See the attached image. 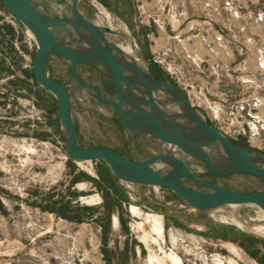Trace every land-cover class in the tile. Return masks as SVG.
<instances>
[{"label":"rangeland","instance_id":"374dc122","mask_svg":"<svg viewBox=\"0 0 264 264\" xmlns=\"http://www.w3.org/2000/svg\"><path fill=\"white\" fill-rule=\"evenodd\" d=\"M29 1L51 18L71 15L72 0ZM78 8L115 30L107 36L119 46L133 40L142 65L185 87L210 125L264 156V0H80ZM37 46L0 2V264H148L151 252L182 264H264V211L257 205L201 212L166 187L121 181L104 160H73L56 97L34 76ZM71 68L51 52L48 74L69 92L82 148H110L130 160L174 154L201 168L157 136L124 128L116 108L97 101ZM76 71L113 97L96 68L78 64ZM107 175L120 188L109 223ZM198 176L242 193L264 192V179L252 174ZM152 216L163 226L156 246L139 239Z\"/></svg>","mask_w":264,"mask_h":264},{"label":"water","instance_id":"95a60500","mask_svg":"<svg viewBox=\"0 0 264 264\" xmlns=\"http://www.w3.org/2000/svg\"><path fill=\"white\" fill-rule=\"evenodd\" d=\"M79 1L72 0L70 16L51 18L29 0H0L37 40L34 76L42 88L56 97L59 119L68 134L67 154L78 162L104 160L121 181L166 187L201 212L245 204L257 205L264 211V192L242 193L198 176L199 172L213 175L239 173L264 179V156L237 145L210 125L194 107L185 87L159 79L148 67L130 61L120 51V46L107 36L117 32L86 18L78 8ZM52 51L71 62V74L79 85L94 89L97 101L116 108L126 129L157 136L200 161L201 168L174 154L156 153L142 160H130L110 148H82L71 116L69 92L48 74ZM78 64L89 65L101 72L113 84L117 98H103L97 85L84 82L77 74ZM160 94L166 101L179 102L182 113L173 115L165 110L166 105L158 98ZM186 179L200 187L185 184Z\"/></svg>","mask_w":264,"mask_h":264},{"label":"bare ground","instance_id":"6f19581e","mask_svg":"<svg viewBox=\"0 0 264 264\" xmlns=\"http://www.w3.org/2000/svg\"><path fill=\"white\" fill-rule=\"evenodd\" d=\"M110 18V17H109ZM120 51L127 56V58L137 64H142V59L137 55L136 46L134 44L133 40L129 41V44L127 46L120 45ZM158 98L164 102L166 105L165 110L170 112L173 115H177L182 113V108L180 106L179 102L175 101H166V98L163 94L158 95ZM219 160V159H218ZM131 212L132 214H137L138 210L137 207L131 205ZM149 222H151V228L149 230H143V232L140 234L139 239L142 241L145 245H158V243L161 241L162 233H163V226L162 222L159 216H152L151 218L147 219ZM166 261L169 262V264H182L179 257L173 255V254H165L164 257H159L157 253H150L148 256V264H165Z\"/></svg>","mask_w":264,"mask_h":264},{"label":"trees","instance_id":"16d2710c","mask_svg":"<svg viewBox=\"0 0 264 264\" xmlns=\"http://www.w3.org/2000/svg\"><path fill=\"white\" fill-rule=\"evenodd\" d=\"M155 77L159 78L156 74H153ZM161 79V78H159ZM106 182H108L109 184H111L112 189H108L107 193L104 195V207L106 209V213H105V222L107 221V223H109V219H110V215L116 211V207H115V201H117V196L119 194V187L117 186L116 183H114L112 181V178L109 177V175L106 176ZM112 190V191H111ZM115 193V195H113ZM63 209H65V207H63ZM64 217H68L66 214H61ZM73 218L75 219H79L78 216H74ZM121 218V217H120ZM250 238V237H249ZM251 239V238H250Z\"/></svg>","mask_w":264,"mask_h":264},{"label":"flooded vegetation","instance_id":"af4514ba","mask_svg":"<svg viewBox=\"0 0 264 264\" xmlns=\"http://www.w3.org/2000/svg\"><path fill=\"white\" fill-rule=\"evenodd\" d=\"M52 52H54V51H52ZM110 82V81H109ZM90 84H95V83H90ZM95 85H97V84H95ZM99 88H100V91H101V96L103 97V98H109V99H116L117 98V95H116V91H115V88H114V86H113V84L111 83V87H112V89H113V97L111 98V97H108V96H106L107 94H106V92H105V87H103V86H101V85H97ZM93 91H94V93H95V97H96V91L94 90V89H92ZM117 111V110H116ZM117 114H118V112H117ZM119 115V114H118ZM120 118V117H119ZM74 121V120H73ZM75 123V122H74ZM76 125V124H75ZM76 128H77V126H76ZM125 128V127H124ZM77 131H78V129H77ZM133 132V131H132ZM136 133V132H135ZM139 134V133H138ZM143 135V134H142ZM78 139H79V132H78Z\"/></svg>","mask_w":264,"mask_h":264},{"label":"built area","instance_id":"2783aa9c","mask_svg":"<svg viewBox=\"0 0 264 264\" xmlns=\"http://www.w3.org/2000/svg\"><path fill=\"white\" fill-rule=\"evenodd\" d=\"M193 103V102H192ZM194 105V104H193Z\"/></svg>","mask_w":264,"mask_h":264}]
</instances>
